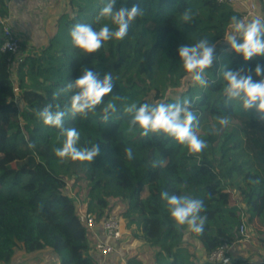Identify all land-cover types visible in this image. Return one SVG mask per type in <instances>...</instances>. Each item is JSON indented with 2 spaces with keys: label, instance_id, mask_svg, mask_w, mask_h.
<instances>
[{
  "label": "trees",
  "instance_id": "trees-1",
  "mask_svg": "<svg viewBox=\"0 0 264 264\" xmlns=\"http://www.w3.org/2000/svg\"><path fill=\"white\" fill-rule=\"evenodd\" d=\"M8 1L0 0V19L8 16ZM252 1L259 13L264 11V0ZM106 2L63 0L45 25L42 48L32 46L35 54L13 66L14 56L0 52V264H22L44 251L55 255L56 264H98L82 214L94 216L96 224L116 216L122 235L129 230L150 251L153 264H212L205 260L210 251L245 238L239 225L246 231L256 219L264 231V117L237 102L225 103L222 95L225 66L245 72L264 66V55L245 61L226 42L230 17L240 18L243 8L216 0H116L114 9L139 3L144 15L123 40L79 56L69 32L78 23L99 30L106 21L96 23L95 17ZM186 9L193 15L190 24L180 19ZM1 38L0 25V44ZM201 38L216 46L206 87L185 78L178 58L180 46ZM85 69L101 78L112 72L113 91L86 116H66L64 126L79 131L78 147L97 143L100 154L91 163L60 162L54 150L64 137L59 129L44 126L36 112L48 104L66 109L73 93L53 94ZM184 99L191 101L197 135L206 141L200 153L189 154L160 134L142 137L128 131L132 114L124 111L127 106ZM109 102L117 110L104 121ZM223 117L227 125L219 123ZM128 147L132 160L125 155ZM164 191L203 200L202 234L174 226L161 199ZM256 255L252 260L237 256L230 264H264V252Z\"/></svg>",
  "mask_w": 264,
  "mask_h": 264
},
{
  "label": "clouds",
  "instance_id": "clouds-1",
  "mask_svg": "<svg viewBox=\"0 0 264 264\" xmlns=\"http://www.w3.org/2000/svg\"><path fill=\"white\" fill-rule=\"evenodd\" d=\"M115 3L116 0H107L96 15V23L106 21L99 30L87 23H78L71 28L70 44L73 49L78 50L79 56L97 52L107 41L123 40L129 34L130 26L137 17L144 15L139 3L131 8L121 6L119 9H114ZM180 19L183 24L192 23L191 10H184ZM229 27L231 32L226 42L234 53L239 54L245 61L254 56L264 55V15H253L247 20L233 15L230 17ZM215 48V44L210 43L208 38H201L193 44L179 47L178 58L182 62V71L187 74L186 79L202 87L207 86L206 69L213 65ZM253 75L264 76V66L257 64L251 72L232 70L225 66L222 70V95L225 103L237 102L243 110H255L264 117V78L257 81L253 79ZM113 87L112 72L104 74L101 78L91 69H85L79 78L65 84L53 94L59 96L73 93L70 95L66 109H61L59 105L48 104L36 112L37 118L44 126L59 129L60 135L64 137L62 145L54 150L60 162L71 160L91 163L100 154V146L97 143H92L90 148L78 147L79 131L75 127L65 128L64 121L66 116L84 117L89 112L95 111L97 106L104 103L103 98L113 91ZM113 99H119V96ZM116 110L114 103H107L103 108L102 119L108 121L110 113H115ZM124 111L132 114L129 132H139L142 137L160 134L187 148L189 154L200 153L206 147V141L197 135L199 122L191 110V101L188 99L156 105L131 104ZM219 123L227 125L228 118H220ZM28 147L33 148L35 145L29 143ZM125 155L129 160L134 158L131 147L125 149ZM155 166L154 163L153 167ZM161 199L166 201V209L175 227L187 226L193 233H203L206 219L200 215L205 207L203 200L188 194H169L167 191L161 193ZM225 264H228L227 260Z\"/></svg>",
  "mask_w": 264,
  "mask_h": 264
},
{
  "label": "built area",
  "instance_id": "built-area-1",
  "mask_svg": "<svg viewBox=\"0 0 264 264\" xmlns=\"http://www.w3.org/2000/svg\"><path fill=\"white\" fill-rule=\"evenodd\" d=\"M219 3H228L232 5H238L243 8V13L240 16L241 19L247 20L253 15H264L257 14V6L252 0H216ZM0 25L2 26V38L0 44V52L8 53L14 56L15 61L11 64L17 65L22 62L23 57L20 55L21 46H20V38L17 32L7 24V20L5 18L0 19ZM14 91H17V88H14ZM85 228L89 234H91L95 228V218L92 215H81ZM100 229L104 234L103 240H97L92 245V252L97 256L105 258L114 253V244L119 241L121 238V231L119 228V221L116 216H108L104 218L100 223ZM238 233L247 238L245 227L241 224L238 226ZM232 245L227 242H222L215 249L210 251L205 260L212 264H225V260L230 264L233 260L232 254Z\"/></svg>",
  "mask_w": 264,
  "mask_h": 264
},
{
  "label": "crops",
  "instance_id": "crops-1",
  "mask_svg": "<svg viewBox=\"0 0 264 264\" xmlns=\"http://www.w3.org/2000/svg\"><path fill=\"white\" fill-rule=\"evenodd\" d=\"M55 2H57V0H9L8 1V16L5 19L7 20V24L17 32L21 44H23L26 47V50L28 52H31L32 51L31 48L32 46H34V44L32 43L34 41L33 40L34 38H32V36L34 35V31H36L37 33L41 31L46 36V34L44 33L45 32L44 28H46L45 27L46 23L50 18L54 16L55 9L61 7L63 4V0H60V2L57 5L55 4ZM262 13H264V11L259 13L257 9V14H262ZM128 233L129 230H125L120 240L115 242L114 244L115 251L112 255L102 258L100 256H97L91 251L90 253L91 255L94 256V259H96L97 263L102 264V262H105V259L108 258L111 261L108 262L107 264H128V260L122 258V254L125 252L127 247L125 245L123 246L122 244H124L129 240L128 239L129 236H127ZM90 239L92 245L97 240L104 239V234L100 229V225H98L95 228V230L90 234ZM124 239H126V241H124ZM235 245L236 244L232 245V250L236 248ZM133 249H134L133 253L136 252L138 255L140 254L141 251L143 253L145 252V254L146 253L151 254L150 251L148 250L145 251L144 247L141 244L139 248L133 247ZM44 252L33 257L35 261L38 260L37 262L38 264L39 263L45 264L44 262H41L42 259L41 257L44 255ZM252 256H257V255L255 253ZM153 261L154 260L152 257L151 264H153Z\"/></svg>",
  "mask_w": 264,
  "mask_h": 264
},
{
  "label": "rangeland",
  "instance_id": "rangeland-1",
  "mask_svg": "<svg viewBox=\"0 0 264 264\" xmlns=\"http://www.w3.org/2000/svg\"><path fill=\"white\" fill-rule=\"evenodd\" d=\"M60 2V0H57V2H55V4L57 5ZM39 22V21H38ZM32 38H34L33 40V44L35 48H42V46L44 45V43L46 42V36L40 31V32H36L34 31V35L32 36ZM26 50H21L20 55L22 57H24L26 54H35V50H32L31 52H28ZM233 182L235 185L239 184V179L238 178H234ZM145 193L144 188H140V196H143ZM99 224H96V227ZM252 233L253 235L260 237L263 239L264 241V231H263V227L258 223V221L256 219H253L251 224L248 226L246 225V234H250ZM128 237V241L125 242L124 244H122L123 246H127L125 252L122 254V258L123 259H133L132 264L138 263V264H151L152 261V256L151 254H148L145 252L142 253L140 252V254L138 255L136 252L133 253L134 249L133 247L139 248L140 247V242L137 239H134V237H132V233L130 232L127 234ZM124 241H126V239H124ZM123 241V242H124ZM140 244H139V243ZM236 248H234L231 251L232 257L235 258L237 256H242L245 257L249 260H252L251 258L254 257L252 255H254L255 253L258 254L259 252H264V244L262 245L260 242H252V240L249 238V235L247 238H242V240L238 243H236ZM145 251H147L146 248H144ZM130 251V252H129ZM144 254V255H143ZM41 262H44L45 264H56V257L55 255H53L52 253H50V251H45L44 255L41 257ZM110 259H105V262H102V264H107L108 262H110ZM22 262V264H38L37 262H35L34 259H30L29 261L25 262V261H20Z\"/></svg>",
  "mask_w": 264,
  "mask_h": 264
}]
</instances>
